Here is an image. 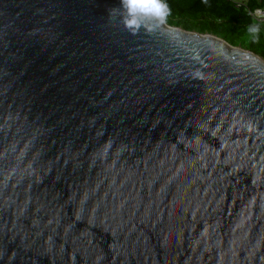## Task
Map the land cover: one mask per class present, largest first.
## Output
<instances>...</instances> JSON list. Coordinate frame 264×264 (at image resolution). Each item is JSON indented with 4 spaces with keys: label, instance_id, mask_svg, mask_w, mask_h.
Listing matches in <instances>:
<instances>
[{
    "label": "water",
    "instance_id": "95a60500",
    "mask_svg": "<svg viewBox=\"0 0 264 264\" xmlns=\"http://www.w3.org/2000/svg\"><path fill=\"white\" fill-rule=\"evenodd\" d=\"M121 0H0V264H264V58Z\"/></svg>",
    "mask_w": 264,
    "mask_h": 264
},
{
    "label": "trees",
    "instance_id": "16d2710c",
    "mask_svg": "<svg viewBox=\"0 0 264 264\" xmlns=\"http://www.w3.org/2000/svg\"><path fill=\"white\" fill-rule=\"evenodd\" d=\"M171 14L166 21L172 26L200 33L218 34L229 44H245L246 49L264 58V23L253 21L248 10L264 7V0L247 4L234 0H167ZM259 25V33L250 27Z\"/></svg>",
    "mask_w": 264,
    "mask_h": 264
},
{
    "label": "clouds",
    "instance_id": "9594fccd",
    "mask_svg": "<svg viewBox=\"0 0 264 264\" xmlns=\"http://www.w3.org/2000/svg\"><path fill=\"white\" fill-rule=\"evenodd\" d=\"M123 26L131 34L135 35L141 28L151 30V26L166 23L171 9L167 0H121ZM261 27L253 25L249 31L259 33Z\"/></svg>",
    "mask_w": 264,
    "mask_h": 264
},
{
    "label": "built area",
    "instance_id": "2783aa9c",
    "mask_svg": "<svg viewBox=\"0 0 264 264\" xmlns=\"http://www.w3.org/2000/svg\"><path fill=\"white\" fill-rule=\"evenodd\" d=\"M247 14L251 16L253 21L257 23H264V7H258L253 10H248Z\"/></svg>",
    "mask_w": 264,
    "mask_h": 264
},
{
    "label": "rangeland",
    "instance_id": "374dc122",
    "mask_svg": "<svg viewBox=\"0 0 264 264\" xmlns=\"http://www.w3.org/2000/svg\"><path fill=\"white\" fill-rule=\"evenodd\" d=\"M235 2H237V3H243V4H247L248 2H249V0H234ZM257 2L259 1V0H256ZM177 27V26H176ZM179 28H182V27H180V26H178ZM191 31V30H190ZM194 32H198L197 30H194ZM200 33V32H199ZM209 34H211V33H209ZM212 35H214V36H216V37H218V38H221L218 34H212ZM222 39V38H221ZM235 47H240V48H244V49H246V47H245V44H237V45H235Z\"/></svg>",
    "mask_w": 264,
    "mask_h": 264
}]
</instances>
